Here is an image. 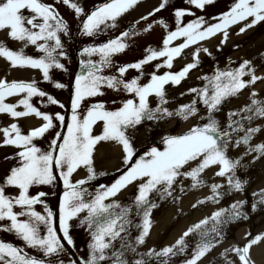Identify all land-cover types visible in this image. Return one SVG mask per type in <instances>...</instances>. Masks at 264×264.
Wrapping results in <instances>:
<instances>
[{"label":"snow or ice","instance_id":"1","mask_svg":"<svg viewBox=\"0 0 264 264\" xmlns=\"http://www.w3.org/2000/svg\"><path fill=\"white\" fill-rule=\"evenodd\" d=\"M138 0H110L96 7L86 19L82 21L81 35L95 36L103 25L105 28L115 27V22L119 16L132 8ZM168 0H162L159 7L154 9L159 12L165 8ZM195 8L204 9L206 5L212 4L214 0H186ZM62 3L73 9L77 17L82 14V8L73 0H62ZM25 11L28 13L25 15ZM185 15H192L186 9H176L174 17L176 20V30L169 31L163 40V48L160 50L146 49L148 53L143 59L118 66V75H102L104 68L111 66L112 56L123 52L127 45L124 39L134 35V30L122 32L119 37L109 39L99 46H89L83 48L80 55L91 57L99 54L100 60L94 62L92 59H81L82 71L74 74V78L69 85L62 82H54L57 89L69 88L71 115L67 119V131H57V127L65 124V116L59 112L55 115L40 112L34 107L30 100L32 97H46L49 104L58 105L64 108L52 95L40 90L36 82L26 83L23 81H7L0 79V113H7L12 118L35 115L43 120L41 126L31 129L27 134H22L16 123L7 128L0 129L3 133V146H13L19 151L17 166L10 169L9 173L0 184V221H9V224L0 225V230L15 232V234L30 248L42 251L44 257L58 255L65 251V244L62 243L54 225V212L44 202L48 195L45 191H38L35 195L30 193L33 186H49L55 188L56 182H63L65 191L59 196L58 215L59 228L63 241L69 248L75 247V242L70 235V221L78 218L82 212L87 215L80 220V226L87 225L90 233V241L87 244L88 255L86 259H81L79 264H130L125 259L127 253L137 256L153 257L160 259V264H168V258L176 256L178 252H183L185 248V237L193 231L200 229L202 225L208 223V219L200 221L190 227L183 235L176 240L175 244L165 247L160 251L149 249L146 253H138L137 246L145 243V238L149 234L151 227L150 214L157 205L150 200V194L156 192L163 199L165 195L171 196L172 189L179 177H189L193 181V186L202 184L199 179L200 173L213 165L219 166V171L215 173L218 177L227 175L229 193L243 191L244 182L235 175L240 160L230 159L227 152L230 148L240 145L246 146L244 155L256 153L257 157L264 156V143L250 146L249 142L253 137L261 132V127L245 126L249 125L257 118H264V101L255 98L251 103L241 108L239 111H229L226 115V123H222L216 118V113L221 111L224 103L229 98L236 96L242 89L254 84L262 77L256 76L255 69L248 60H243L239 67L234 69H217L211 76L203 77L207 81L204 88L189 89L195 96L189 104L181 105L174 112H170L165 104L166 84L177 85L181 79L193 68L197 67L199 51L207 52L205 49H197L193 52V62L184 66L180 72H165L163 75L152 73L148 83L141 85L139 80L143 75V66L159 57H166L164 66L171 68L172 60L179 56L181 50L190 44H195L198 40H203L222 32L224 39L228 38L227 29L230 25L244 21V26L239 29L243 33L247 28H251L258 22H264V0H237L228 12L222 13L220 17L213 19L217 23H207L203 17H198L187 24H181V19ZM251 17V21L248 18ZM141 19H147L142 17ZM111 21L109 25L107 22ZM163 24V21H160ZM151 25H149V28ZM166 27V26H165ZM8 29L10 39L24 41L27 44L36 46L38 52L43 53L39 58H33L20 52L8 49L0 43V57L6 58L10 66L29 67L39 69L43 74V80L50 82V69H57L67 72V68L60 62L58 57L68 59L63 50V43L60 34L69 35V27L59 16L54 7L44 4L41 0H0V30ZM145 28L144 31H148ZM238 33V34H239ZM178 37H184L182 44L176 47H169L171 41ZM157 68L161 65H156ZM128 69H135L140 75L131 80L124 79ZM249 77L245 80L243 77ZM103 87L119 92L123 90L130 94L132 99H125L121 106L115 110H107L103 102L91 103L81 117L82 102L89 98L104 95ZM26 94L17 104L5 103L6 97ZM157 98L156 107L150 106L149 97ZM253 97L255 93L251 94ZM115 103V101H113ZM204 105L206 114L200 116L201 123L190 127L181 135H168L162 138L163 149L150 147L134 163L135 149L129 129H135L143 121L160 120L173 115L182 120L199 115L197 104ZM18 105H22L24 110L17 111ZM239 117V119H234ZM58 121L59 125L55 122ZM97 121L103 122V131L100 135H92V127ZM49 130L55 135L50 140L47 150H42L34 141L43 137ZM243 133L242 136L235 135ZM14 134V135H11ZM115 141L122 146L123 164L126 170L110 186L100 185L95 196L88 202L83 199V185L87 180L95 178L96 173L93 168L94 148L100 142ZM196 161V166L188 169L191 162ZM81 166L87 169V180L71 182L70 177ZM103 175V173H102ZM137 183V195L134 198L136 214L142 216V222L135 227L139 229V234L134 242L128 234L131 221L128 218L130 209L121 207L118 203H104L110 197H114L128 185ZM13 187L18 190V195H6V189ZM221 185L212 184V196L209 200L216 202L221 195L218 189ZM53 195H56L53 192ZM255 195V194H254ZM259 204L264 205V191L259 193ZM199 203H203L200 201ZM43 204L44 213L34 210V205ZM245 201L240 200L230 206V210L221 209L212 214L211 219L217 225L227 224L230 220L239 217H246L241 211ZM14 207H19V212L14 211ZM195 207V205H193ZM256 203L252 204L255 210ZM120 209L119 212L114 211ZM227 213V219H222ZM28 217L21 220L19 217ZM41 225L44 234H41ZM216 236L220 235L219 229H211ZM123 233V235H122ZM201 242L197 245L191 259L186 264H197V261L209 253L215 246L214 239L208 237L207 231L201 232ZM264 239V235H258L250 239L243 247H233L226 249L220 255L225 258L226 264H234L228 259V254L235 253L240 264H252L249 258L251 246ZM119 248H116V243ZM0 264H44V261L22 254V249L14 247L12 244L0 242ZM63 264V262H61ZM72 264H76L72 261ZM131 264H148L144 258L135 259Z\"/></svg>","mask_w":264,"mask_h":264},{"label":"rangeland","instance_id":"2","mask_svg":"<svg viewBox=\"0 0 264 264\" xmlns=\"http://www.w3.org/2000/svg\"><path fill=\"white\" fill-rule=\"evenodd\" d=\"M43 1L52 3L56 8L59 9V10H57L59 12L61 11L62 13L75 14L74 12H72L70 10L71 8H69L68 6H66L62 3V0H43ZM236 2H237V0H233L232 5L235 4ZM86 5H84V7H83L84 12H86L88 9V7H86ZM226 6L227 5H224L223 7H219V8L215 7V8H216V10L218 9V12H222L223 11L222 9L226 8ZM149 8L150 7H147V9H145L139 13H136L137 8L131 9L126 15H124L123 24L126 25L127 27H130L132 21L138 20L139 17H142V16L146 15L149 11H151V10H148ZM146 10H148V11L145 12ZM27 14L28 13L25 11V15H27ZM251 19H252L251 17L248 18L247 22H250ZM244 23H245L244 21L238 22L237 23V25H238L237 29L231 30V32H229V36L234 37V38H231V41H229V38H227V41L225 40L224 43H221V40L224 39L223 34H221L220 37L215 39V41L212 42L209 46H206L205 44L198 46V44L201 42V40H198L195 44H190L187 48H184L181 50V52L184 53L183 50H186L188 48L195 46L193 49L194 52H196V50L198 48L199 49H205L206 48L208 51L204 52L201 50L198 52L197 56L199 58V63L197 64V67L191 69L186 74V75L192 74L191 76L189 75V79L187 81L183 82L182 84H177L174 86L171 85V86H168L167 88H165V99L168 101V103L165 104L164 107H166L170 112H174L181 105L189 104L195 96L194 93L189 92V89L204 88L205 80L203 79V77H205V76L210 77L212 74L215 73V70H217V69H220V70L234 69V68L239 67L240 63H242L243 60H248L251 62L252 67L255 69V72L258 70H260V71L264 70V22H258L253 27L247 28L243 33H239V29L244 26ZM139 24L140 23H136L134 25V27L130 28V30H134L135 34L129 36V40L130 39L133 40V43L135 41L134 39L138 40L140 42V45H141L140 47H142V45L149 47V46L155 44L156 41L154 40L152 33H149V32L141 33L140 27H138ZM230 28H231V26L228 27L227 31L230 30ZM62 40L67 45H69L71 42L70 40L67 39L66 35H63V34H62ZM184 40H185V38L183 37L181 44L184 42ZM0 43H3L8 49L13 50V51L20 52L22 50L24 55H27V56H30L33 58H39L40 56L43 55V53L37 51L36 46H34V45H31V44L26 45V42H24V41L10 39L8 36V29L0 30ZM210 46H212L214 49L211 52L209 51ZM65 49H66V53L70 50V48H68L67 46L66 47L63 46L64 51H65ZM139 50H140V48H139ZM193 50H191V51H193ZM72 51L73 50L71 49L66 54L68 59L58 57L60 59V62L63 63L65 65V67L67 68V72L57 70V69H50V82H45L43 80V74L39 69H34V68H29V67H15V68H13L10 66V62L6 58L0 57V79H5L9 82H11V81H23L26 83H30V82L35 81L36 86L40 90L45 91L49 95H52L60 103H63L65 105L64 108H60L58 105L49 104L46 97L42 98V97H35L34 96L30 100V103L42 113H48V114L54 116L55 113L59 112L61 115L65 116V124L63 126L57 127V129H56L57 131H61V132L67 131V128H65V127L67 124V119L71 115L70 91H69V88H67V87L64 89H57L53 86V84H54V82L59 81V82H62L66 85H69L71 80L74 78V72L71 71V69H70L71 68L70 64L73 62L74 57L72 59H69L70 58L69 54ZM73 55H74V53H73ZM123 55L124 54H120V56H119L120 58L118 60H123V58H126ZM127 55H129V54H127ZM188 56H189V54L185 55L184 59H188ZM175 57H177V56H175ZM89 58L95 62L94 56H91V57L86 56V59H89ZM174 58H173V60H174ZM136 59L137 58H135L134 60H136ZM111 67L112 66H109L106 68V70L102 71V75H117L114 71V68H111ZM165 67L166 66H164V65L161 66L162 70L160 71V73L164 74ZM181 69L179 71H177L176 73L180 72ZM134 70L135 69H129L127 71V73H125L124 79L131 80L133 77L140 75V73L138 71L135 72ZM158 72L155 74L159 75L160 73H158ZM202 72H203V74H202ZM149 73H150V71L147 72V75ZM199 73H201V74H199ZM195 75H198V76L196 78H193ZM243 79L247 80V79H249V77L246 76V77H243ZM263 80H264V78L260 79L259 81H256L254 84L249 85L245 89H242L236 96L229 98V100L223 104L221 111L216 113V118L218 120H220L222 123H226L227 113L229 111H232V112L239 111L241 108L246 106L244 104V102H245V99L247 98V96H249V94L250 95L252 93L257 94V92L260 90V93H262L264 95V81ZM139 83L141 85L146 84V82H144V79L139 80ZM102 91L104 92V95L98 96L95 98H89V99H86L85 101L82 102L81 109H80L81 117L83 116L86 109L88 108V106L91 103L103 102L105 105V108L107 110H115L121 106V103L123 100L133 98L130 94L125 93L123 90L116 92V91H113L111 89H108L107 87H103ZM25 95L26 94L21 93L18 96L6 97L5 103L17 104L18 100L22 99ZM250 98L252 99L251 96H250ZM113 101H115V103H113ZM149 102H150V106L155 108L156 104H157V98L154 95L150 96ZM170 104H172V105L169 106ZM198 104H197V108L199 109V115H197V116L200 117V115H202V114L205 115L206 111H205L204 105H202V104L198 105ZM170 108H171V110H170ZM16 110L17 111H23L24 108L22 105H18ZM174 118L177 120H182L178 116L173 115L171 117H165V118L160 119V120H154V121L145 120V121H143V123L141 125H138L135 129H129L128 133L132 137V143L134 144L133 145L134 148L135 149H141V148L146 147L147 146L146 144L148 142L147 141L148 137L153 136V134H159L161 132L159 129H157L158 126L163 127L162 129H163V131L166 132V134H167L166 136L174 134V133H178L180 130H182L184 128L186 129L187 125L177 126V124L179 122H176V120H175V123H174ZM17 119L18 120H16V118L15 119L12 118L7 113H0V129L7 128L11 124H13V122H14L21 129L22 134H27L30 131V128H32L34 125H37L39 122H43V120L41 118H38L35 115H28L25 117H19ZM234 119H239V117H234ZM28 122L30 124H28ZM55 123L57 125H59L58 121H56ZM247 124H248V126H251V127H258L257 126L258 124L255 123V119L251 122L250 125H249V123H247ZM172 125H173V128L170 130L169 127H171ZM184 130H182V131H184ZM102 131H103V122L97 121L96 124H94L92 127L91 134L92 135H100V134H102ZM162 134L164 135L163 132H162ZM11 135H14V134H11ZM54 135H55L54 131L49 130V132L45 133V135L43 137L37 138L34 141V143L38 147H40L42 150H47L48 145L50 143V140L53 138ZM235 135H240V133L234 134V138H235ZM160 138L161 137H159L158 139H160ZM262 138H264V133H261V132L257 133L253 137L255 143H258V141H260L261 143H264V141L261 140ZM3 139H4L3 133L0 132V184L3 183L4 178L9 173L10 169L14 166H17L18 157L16 156V153L19 151V149L15 148L13 146H3L2 145ZM149 145H151V144H149ZM241 146H243V145H241ZM98 152H99V148H98V146H96L94 148V152H93V168H94L95 173L98 172L97 167L100 168L104 165H107L105 163V162H107V159L105 158L106 155L100 156L98 154ZM118 155H119V157L115 158V160L113 161V164L111 166L106 167L107 170L110 171V173H112L114 171H118L124 165L123 164V153L118 152ZM259 170H260L259 166H256L255 168L252 169L251 172H246V174H248L250 176L254 172H259ZM82 172L85 173V176L88 175L87 169L84 166H81L72 174L71 177L81 176L80 174H82ZM235 174H236L237 178L243 179L244 174H240L238 172H235ZM242 182H244V185L247 188V190H246L247 194L250 195V191L248 190L249 189L248 187L250 186V181H245V179H243ZM136 185H137V183H136ZM191 185H192V182L191 181L189 182L188 179H186L185 182H179L177 179V182L172 189V195L171 196L165 195L164 198L161 199L160 195L158 193H156V192L151 193V195L153 196V197L150 196L151 201L154 200V198L156 196H158V200L155 203L157 206L152 209L151 214H150L151 227L149 229L148 236L145 238V243L137 246V250L139 249V253H145L149 249H153V250L158 252L165 247H170L173 244H175L176 241H174L173 243L168 244V245H166L164 243L168 242L166 239L172 233L173 229L177 226V224L182 220V217H183L182 215L185 214V213L181 212L179 205L187 199L186 193H185L186 191H184V190L186 189L188 192V190L191 188ZM46 189L47 188H45L44 186H33L32 188H30L29 191L32 195H35L38 191H46ZM50 189H53V188H50ZM132 189H130V190H132L131 197L135 191V186ZM253 191L254 190H251V193ZM7 192H9V195H11V194H13L14 196L18 195V190L13 188V187L7 188L6 193ZM128 192H129V190L127 191L126 194H128ZM191 192H194V191L191 190ZM237 193L239 195H241L240 192H237ZM48 195H50L52 197L51 192H49ZM189 200H191V199H189ZM44 201H48L50 203L49 205L48 204L47 205L52 210L51 207L54 205V200L52 202H50L45 197ZM113 201L118 203L119 201L121 202L124 200L122 197L119 196L116 199H114ZM207 201L208 200L204 201V204H206ZM104 203H106V200L104 201ZM119 205L121 206V204H119ZM125 206L127 207L126 204H125ZM33 207H34L35 211L41 213L42 215L45 214L43 204H36ZM127 208H129V207H127ZM132 209H133V211H136L134 205H132ZM20 210L21 209L19 207H14V211H16V212H19ZM117 210L118 209H115L114 211L119 212ZM84 213L85 212L80 213L78 215V218H74L73 220H71L69 222L71 225L70 235L73 238L75 245H79L80 243L85 241L81 245V246H83V245L89 243V241H90L89 240L90 237L87 238V235H85V236L83 235L87 231V225L80 226V223H79L80 220L83 219ZM130 214L131 213H128V218H129ZM134 217H137V215L133 214V216H132V219H131L132 227H134V225H133V218ZM19 219L26 220V219H28V217H26V216L25 217H19ZM58 222H59V215H58ZM9 223L10 222L7 220L0 221V225H5V224H9ZM255 223H257V222H255ZM255 228H253V229H255ZM128 234L130 237L132 235H134V233H131V234L128 233ZM229 234H231V233H229ZM2 235L6 236L5 237L6 239L11 238L12 241L11 242H4V237H2ZM60 235H62V234H60ZM122 235H123V233H122ZM58 236H59V234H58ZM210 236H212V238H213L215 236V233L208 232V237H210ZM80 237H81V239H79ZM150 237H153V241H151L152 238L150 239ZM184 239H185L184 251L178 252L176 256H172V257L168 258V264H176L179 262V260H182L183 258H191L194 250L197 247V245L201 242L202 237H201V233L198 232L194 236L192 234H189ZM194 239H195V242H191V241H194ZM204 239H207V237H205ZM0 242L9 243L18 249H22V254H26L29 257H34L37 254L36 253L37 251H35V254L33 256V248L28 247L15 234V232H8V231L0 230ZM115 246H116V248H119V243L117 242ZM68 250L69 249L65 245V251L62 252L61 256L59 255L60 253L58 255H55V256L60 257L59 264H61V262H63V264H66L65 262H67V264H69V257H70L69 252H70V250L69 251ZM55 256L51 255L50 261H53ZM136 258L140 259L142 257L141 256L138 257L137 255L132 254V253H127L125 256V259H127L129 262L131 260L132 261L135 260ZM47 263L48 262H46L45 264H47Z\"/></svg>","mask_w":264,"mask_h":264},{"label":"bare ground","instance_id":"3","mask_svg":"<svg viewBox=\"0 0 264 264\" xmlns=\"http://www.w3.org/2000/svg\"><path fill=\"white\" fill-rule=\"evenodd\" d=\"M115 150H113V152H114ZM113 152H112V154H113ZM111 164H112V162H111ZM264 250V245L263 246H261L260 248L258 247V250ZM257 250V251H258ZM257 260H258V263L259 264H264V252L259 256V258H257Z\"/></svg>","mask_w":264,"mask_h":264}]
</instances>
